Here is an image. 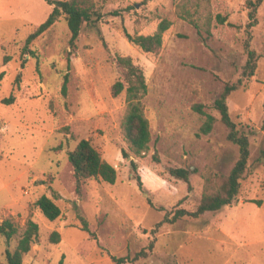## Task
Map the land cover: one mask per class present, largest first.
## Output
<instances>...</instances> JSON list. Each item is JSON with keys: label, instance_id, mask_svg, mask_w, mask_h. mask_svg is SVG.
I'll list each match as a JSON object with an SVG mask.
<instances>
[{"label": "rangeland", "instance_id": "obj_1", "mask_svg": "<svg viewBox=\"0 0 264 264\" xmlns=\"http://www.w3.org/2000/svg\"><path fill=\"white\" fill-rule=\"evenodd\" d=\"M95 3L101 18L82 25L74 48L61 17L29 44L32 56L22 50L25 38L52 5L0 0V221L10 218L17 227L10 242L0 236V264L28 219L38 224L39 238L22 264H60L62 257V264H110L112 255L132 256L150 243L146 258L124 264H264V0L255 21L246 0ZM163 20L169 26L157 52H144L124 37L123 28L152 34ZM246 42L257 54L249 77L242 73ZM117 55L130 56L145 77L141 101L151 140L140 155L130 150L122 129L125 89L111 91L122 79ZM239 79L241 86L227 98L232 120L249 140L238 197L199 218L171 222L176 208L193 210L199 202L201 171L226 174L238 158L213 103L225 82ZM196 104L214 117L208 133L201 131L206 115ZM82 138L115 167L114 183L88 178L77 191L67 152ZM168 167L190 168V189ZM53 193L61 214L49 220L35 201ZM78 212L94 236L80 228ZM165 216L168 222L155 228ZM52 231L60 234L58 243L49 241Z\"/></svg>", "mask_w": 264, "mask_h": 264}, {"label": "trees", "instance_id": "obj_2", "mask_svg": "<svg viewBox=\"0 0 264 264\" xmlns=\"http://www.w3.org/2000/svg\"><path fill=\"white\" fill-rule=\"evenodd\" d=\"M52 8L43 22L29 33L24 41L23 51L36 56L35 52L29 48V44L47 31L57 20L61 17L64 19L70 37L68 40L69 46L74 48L75 39L77 38L80 29L84 23L97 20L101 18V12L98 9L95 0H45ZM263 0H246V7L248 9V17L250 20L256 19V11L261 5ZM113 15L118 13L114 12ZM219 17V16H218ZM224 17L220 18L222 22ZM253 25L252 23H249ZM169 22L163 20L159 23L158 28L152 34H131L125 28H123L124 37L130 42L139 47L144 52L154 53L157 52L162 46V37L165 30L168 28ZM247 59L243 66V75L249 77L253 74V71L257 62V54L251 49L246 42L245 44ZM117 66L121 70L122 79L113 83L111 91L113 95L119 94L125 89L127 108L122 121V129L124 136L129 144L130 150L135 155H140L142 152H146L149 149V143L151 140L149 121L144 113V106L141 101L142 97L146 93V82L142 69L133 63L130 56L117 55L115 58ZM68 75L64 74L63 83L61 86L62 95H66L67 91ZM241 79L235 83L225 82L223 89L219 96L214 100L213 106L219 112L220 121L227 128V139L236 144L238 148V158L230 168L228 173H219L207 167L200 172V176L203 179V188L200 195L199 202L193 210L185 208H176L170 221L183 217L199 218L206 212L217 211L226 205H230L234 202L239 194L240 179L243 176L247 168V162L249 157V140L245 133L239 132L237 123H235L230 114L227 105V98L231 92L237 90L240 85ZM12 98L4 99L5 103L11 102ZM202 114L206 115V120L201 127L203 133H208L213 125L214 117L210 114H206L202 109L201 104L194 105ZM67 158L72 166L73 176L76 183L77 191L79 192L82 183L88 178H100L101 180L114 183L117 178V170L107 161L101 159L99 152L91 144L88 139H79L72 149L67 152ZM260 163L263 165L264 170V152L260 154ZM132 171L135 173V179L139 187L142 186V182L138 174H136V163L130 161ZM168 172L175 178L181 179L187 183V188L190 189V174L192 170L186 167H168ZM55 193L52 196L46 194L40 195L35 205L40 209L42 214L49 220H55L61 214L59 205L55 202ZM257 202H260L258 200ZM77 217L80 221V228L89 232L94 236L93 231H90L86 218L77 213ZM164 222H168V217H164L158 221L156 227L161 226ZM17 233V227L10 218H5L0 221V236L4 237L6 242H10L13 236ZM39 227L38 224L31 219H28L25 223L24 229L20 234V237L12 249H5V264H22L24 254H26L31 246L38 241ZM49 241L51 243H58L60 241V234L57 231H52L49 235ZM152 246L149 244L148 248H142L135 252L132 256H111L110 264H124L126 262H135L137 260L146 258L148 250ZM63 257L60 264H62Z\"/></svg>", "mask_w": 264, "mask_h": 264}]
</instances>
